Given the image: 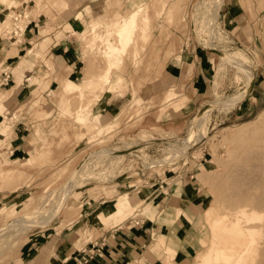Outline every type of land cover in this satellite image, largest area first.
<instances>
[{
	"label": "rangeland",
	"instance_id": "obj_1",
	"mask_svg": "<svg viewBox=\"0 0 264 264\" xmlns=\"http://www.w3.org/2000/svg\"><path fill=\"white\" fill-rule=\"evenodd\" d=\"M263 1L138 0L145 10L141 15H148L149 22L144 33L141 29L136 31L133 42L121 55V63L118 62L113 68L111 84L114 80L119 81L115 76L124 81V87L113 92L110 90L111 84L105 85L101 91L100 86L104 83L98 79L107 64L103 54L106 46L102 40L108 33L102 26L126 16L115 13L130 9L131 0H107L101 14L107 16L105 20L94 19L86 9V15L79 12L76 18L74 16L76 20L73 18L62 26H59L56 18L66 5V0H11L10 5L0 0V7L4 5V12H7L6 18L1 16L0 19V40L14 34L17 39L6 58H11L10 62H15V67L5 62L0 65V71L11 69L15 76L14 85L19 86L22 93L26 91L25 87L31 91V101L27 104V100L24 101L19 110L28 111L26 114L33 122V151L28 154L25 163L19 164V159L12 162L0 149V163L3 164L0 167V264H9L18 255L28 235L41 227L43 229L60 223L61 228L65 223L84 219L82 235L92 239L97 235L94 230L117 226L105 221L103 216L106 208L125 193L131 196L137 206L141 204L140 207H143L150 203L146 208L155 207L150 216L143 209L134 216L137 212L134 209L119 224L127 222L131 227L142 222L159 224L156 219L157 208L166 204L185 208L191 202L198 203L197 211L191 215L190 221L181 217L182 225H185L183 230L193 234L187 237L186 244L176 237V242L170 240L168 244L160 240L164 251L159 250L158 244L150 250L158 255L163 264H179L182 256H186V259L179 261L180 264H199L201 255L207 252L211 244L206 212L209 209L216 214L224 210V213L230 212V207H225L228 203L225 198L230 197L228 193L232 189L228 188L227 183L231 179L226 170L232 168L234 161L238 164V158L245 152L243 148L249 143L241 144L244 146L240 148L239 143L233 142L232 145L230 141L224 140L232 128L235 130L243 124L255 122L256 117L264 112ZM225 2L229 3L228 6ZM200 11L202 15L211 12V20L216 22L212 21L211 29L203 27L199 33L200 25L203 26L200 24ZM17 13L23 15L17 16L19 20H14ZM39 19L45 20L42 27H46V37L50 34L54 36L41 54L34 58V62L41 61L49 66L46 59L49 48L64 43V31L74 33L81 45L85 66L84 79L80 80L81 83L77 81L84 91L82 95L79 90L65 91L66 78L52 86L58 90L52 93L50 100L44 92L49 88V82L39 78L34 84L30 80L24 81L20 68L25 67L27 57L24 58L23 52V55L17 54L16 45L27 35L33 21ZM95 21L103 25L93 29ZM42 27L38 26V31ZM114 39L113 42H116ZM185 60L202 63L207 75L205 97L188 116H183L188 103L184 90L174 84L162 83L166 69L176 71V67ZM0 84L4 82L0 81ZM91 91L92 94H88ZM168 95L177 96L175 100L179 102L184 101L179 111L174 112L173 104L166 103ZM6 98L7 90L0 87V100ZM62 98L66 101L61 110ZM103 104L116 106L113 113L105 115V118L102 117ZM207 105H211V109L208 121L203 126L206 136L199 139V132H191L189 128L198 111ZM6 113L5 105L0 108V147L9 138L10 125L14 120L9 119ZM77 114L81 115L79 119L76 118ZM180 117L184 121L182 126L174 127ZM113 118L114 125L99 133L97 127ZM162 136L170 142L177 139L178 144L181 140L189 141L184 146L188 151H184L183 155L171 150L172 156L177 157L169 159L170 165L161 166L158 174L144 171L146 173L140 175L143 184L139 186L134 166L131 165L134 161L131 163L123 158L118 168L108 169L105 168L107 162L95 163L88 158L80 165L85 153L102 145L122 147L127 142L160 141ZM160 144L147 146L145 153L161 159L165 152ZM178 147L183 149V146ZM238 151L240 154L236 153ZM184 160L188 163L183 166ZM125 167L129 168L122 173ZM126 184L133 186L129 188ZM167 184V190L163 189L166 190L163 193L159 186L165 188ZM180 189L183 196L178 193ZM62 202L63 207L61 205L57 213L50 216ZM161 230L162 226H157L152 235Z\"/></svg>",
	"mask_w": 264,
	"mask_h": 264
},
{
	"label": "crops",
	"instance_id": "obj_2",
	"mask_svg": "<svg viewBox=\"0 0 264 264\" xmlns=\"http://www.w3.org/2000/svg\"><path fill=\"white\" fill-rule=\"evenodd\" d=\"M136 1L138 0H131L130 9L125 12L117 11L115 14L127 15L134 9ZM106 3L107 0H66V5L57 13L56 20L59 26H62L65 22L72 20L74 16L76 18L79 12L86 15V9L89 10L90 15H92L94 19L105 20L107 16L101 14L104 12ZM224 4L228 6L227 4L229 3L225 2ZM0 10L2 11H0V19L1 16L6 18V14H3L4 5L0 7ZM44 24L45 20L43 19L33 21L27 35H22L23 39L16 45V51L18 55H23L24 53V58L27 57L25 67L22 66L20 68L23 73L24 81H28L29 78L31 84H34L39 78L43 79L44 82H49L50 86L44 92H50L51 96H48L50 100L52 98V93L58 90V88L55 89V87L52 86L63 81L65 78L81 83L80 80H83L85 77V66L81 45L79 41L76 40L75 34L69 30L64 31L66 37L64 43L57 45V47L52 45L49 48L46 54L49 66L41 61L39 63L34 62V58L41 54L52 39V35L54 36V34H50L49 37H46L47 35L44 34V29L46 27H42ZM38 26L42 27L39 31L37 28ZM39 33L42 36L41 39ZM16 41L15 34L0 40V65L5 62H10L11 58L9 60L6 59L7 53ZM32 43L33 46H31ZM11 63L12 67H15V64H13L15 62H10V64ZM6 70L7 69H2L0 71V81L2 80L1 72ZM7 71L12 74L9 79L11 83L9 84L7 82L0 84V87H4L8 93V98L0 100V108L6 105V114L8 118H13L14 120L10 125V136L0 149L4 150L9 148L11 154L9 155V153H6L8 159L11 161L19 159V164H23L28 154L33 151V144L31 141V127L33 126V122L29 119V114H26L28 111L19 110V107L24 101L27 100L26 104L31 101V91L25 87L26 91L22 93V89L14 85L15 76L11 69ZM115 77L119 81L116 87H110V90L113 92L124 87L123 79L119 76ZM114 81H112V83ZM162 83L164 85L174 84L184 90L188 97V103L186 104V113H184L185 115L183 116L191 115L194 109H196L203 100L207 91L205 67L202 63L195 60L192 61V63H190L189 60H185L176 67V71L175 69L174 71L166 69ZM92 92L93 91L88 92V94H92ZM176 98L177 96H174L173 99L168 102L173 104L174 112L179 111L184 102L183 100L179 102L175 100ZM65 101L66 100L63 98L60 100L61 110ZM102 107L103 118H105V115H111L116 109V106L110 107L108 105L105 106V104H103ZM12 115H15V117H11ZM183 122L184 121H182L180 117L179 122L174 124V127L182 126ZM3 152L6 151L4 150ZM2 165L3 164L0 163V167H2ZM178 193H180V196H183L182 189L178 190ZM63 205L64 203L62 207ZM197 205L198 203L191 202L185 208L173 204L161 206L157 208L159 211L156 214V219L159 224L142 222L136 225L137 227H131L126 222L119 225L128 218L130 213L136 209L137 206L136 202H132L131 196L125 193L119 196L114 203L106 208L103 216L105 221L113 222L116 225L118 224L117 226L108 229L100 228L94 230V234L96 233L97 235L92 237V239H89V236L84 238L82 235L84 234V232H81L84 219L78 222L72 221L65 223L64 227L61 228L60 223H54L43 229H41L42 227L40 229H35L28 235L27 240L21 245L18 255L9 264H77L76 255L78 254V250L94 239H98L99 241L103 240L102 254L96 255L85 264H163L158 255L150 249L158 244L159 250L164 251L163 245L160 242L161 239L168 244L170 240L176 242V237H178L180 242L185 241L184 243L186 244L188 241L187 237H191L193 234L191 231L185 232L183 230L185 225H182L183 221L181 217L184 219L187 218V220L190 221L197 211ZM87 207L88 206H86V208ZM154 210L155 207L144 208L142 211L150 216ZM174 210L178 212L176 213ZM163 214H166L165 217H163ZM81 216L80 214V217ZM157 226H162V230L158 232L155 231L152 235V232ZM183 259H186V256H182L179 261ZM179 261L178 263L180 264Z\"/></svg>",
	"mask_w": 264,
	"mask_h": 264
},
{
	"label": "bare ground",
	"instance_id": "obj_3",
	"mask_svg": "<svg viewBox=\"0 0 264 264\" xmlns=\"http://www.w3.org/2000/svg\"><path fill=\"white\" fill-rule=\"evenodd\" d=\"M4 2L10 5L11 0H4ZM143 10H144L143 6L140 5L138 1H136L134 9L130 11L126 16H123L120 19H116L114 21H111V23L109 22L104 25L100 21H95L92 24L93 29L103 25L102 27H104L108 33L107 37L105 35L106 38L104 39L102 35V39H103L102 41L105 43L106 46L105 52L103 54L107 58L106 61L107 64L104 70L98 75V79L104 83V84L102 83L103 85L100 86L101 91L103 90L102 88H104L105 85L111 84V78H112L111 74H113L112 70H114L113 68L120 61L123 52L127 48H129L128 46L131 45V43L133 42L136 36L135 34H137L136 31L138 29L139 30L141 29L143 33L145 32V27L149 22V17L148 15H141ZM3 14H7V12L3 11ZM200 14H199L200 24L202 23L203 26L200 25L199 33L201 28L206 27L207 29V27H210V25L213 26L212 21L216 22L214 20H211L212 17L211 12L208 11L207 15L201 14L200 16ZM16 15H23V14L17 13ZM27 17L28 16H25L24 18ZM17 20L19 19L17 18ZM112 33L115 37L112 36ZM110 36L113 37L112 39L116 38V42H113L115 39L112 40ZM89 48L92 47L90 46ZM238 58L239 56L237 57V59ZM240 58H242V56H240ZM117 83H118L117 81H114L111 84V87L112 88L116 87ZM64 89L65 91L68 92L79 90L81 92L80 95H82V93L84 92L82 91L80 84H78L76 81L72 79L65 80ZM167 94L169 93H166V95ZM173 97L174 96L172 95H168V98L166 97L167 98L166 102H170L173 99ZM210 109H211V105H207L203 109H200L197 115L193 119V125H191L189 128L191 132L192 131H194L195 133L199 132V134L197 133V137H199V139H203L206 136V130L204 129L203 126L206 125V121H208L207 117L209 116L208 114L210 113ZM80 116L77 114L76 118ZM3 117L6 116L3 115ZM114 120L115 118H113V120H108V121L106 120L104 124L99 125V128L97 127V129H99V133H102L105 130L107 131V129H110V125L111 124L114 125L113 124ZM165 136H162L161 137L162 139L159 140L161 141L164 139H168ZM195 140L198 139L196 138ZM174 141L175 142L173 143L169 142L168 145L167 143L166 145H164L163 149L166 154L170 153L172 155V152L175 154H181L184 151L185 153L188 151L184 149L186 148L184 146H187L186 143L189 141L186 140L187 142H183L181 140V143L183 144L181 143L178 144L177 139H175ZM224 141L228 143L231 142L232 145L233 142L234 143L236 142L237 144L239 143L238 144L239 147L244 146L241 144L245 142H249V143L247 147L245 146L246 148H243L245 149L244 150L245 152L242 151L243 149L239 150L238 148L240 152L241 151L244 152V154H242V157L238 158L239 159L238 164L237 162L234 161L236 165L233 162L231 166L232 168L230 170L229 169L226 170L229 172V173L227 172L228 178L233 181L232 182L230 180L227 183L228 188H232L228 193L230 194V197L226 196L227 198H225L224 196V198L228 202L227 204H225V207L228 208L230 207L231 209L230 212L224 213L225 212L224 210V212L220 214H216L211 209L207 210L206 212V221L209 224V229L211 234L210 235L211 244L209 249H207V252L201 255L202 259L200 258L201 260L198 263L199 264H264V112L262 111V113L256 117L255 122L243 124L238 128H236L235 130H233L232 128V131L227 135ZM138 143L139 142H127L122 147L119 146L112 147V146L102 145L99 148H97L96 151L92 152L88 158H91L92 161H94L95 163H99V161L107 162L108 169L113 166H116L118 168V164L120 163L121 159L126 157L128 153L134 154L137 157H143L141 154L140 144ZM175 144L178 146H183V149L178 146H173ZM235 149L233 150V154L235 152ZM239 151L236 153L240 154ZM235 156L238 155H234V157ZM149 165L150 163L144 161V166H149ZM200 176L202 177L203 174H201ZM233 185H236L235 188L233 187ZM225 187L227 186L225 185ZM62 204H59L55 212H52V214L49 215L53 216L54 214H56ZM150 205H151L150 203H147L143 207H140L141 204H139L135 209V211H137L135 215L140 214V211L142 209L149 207ZM174 211L176 213L178 212L177 210ZM165 215L166 214H163V217H165ZM239 230H241L240 233Z\"/></svg>",
	"mask_w": 264,
	"mask_h": 264
},
{
	"label": "built area",
	"instance_id": "obj_4",
	"mask_svg": "<svg viewBox=\"0 0 264 264\" xmlns=\"http://www.w3.org/2000/svg\"><path fill=\"white\" fill-rule=\"evenodd\" d=\"M17 16L20 17L21 15H16L14 17V20H17V18H18ZM1 73H2V80L1 81H3L4 83H7L9 81V79H10L11 73L8 72V71H2ZM45 95L47 97L48 96H51L49 91L46 92ZM11 117H15V115L14 116L12 115ZM169 142H170L169 139H164V140H161L160 142L157 141V140L156 141H149V142L148 141H141L138 144H140L141 154H142L143 157H137L136 155L129 154V153L126 155V157H124V159H128L131 163H132V161H134L131 165L134 166V174L137 175L138 186L141 185V184H143L142 183L143 180L140 179L141 178L140 175H143L146 172H150V171H155V173L158 174V171H161V169H162V168H160L161 166L170 165V163L168 162L169 159L170 158L173 159V158H176L177 157V156L174 157V156H172L169 153L168 154L164 153L165 155L161 159H159L157 157H151L152 155H149V154L145 153L144 149L147 146L151 145V144H160V143H161L160 145H162V147H164V145H166V143L168 145ZM171 143H173V142H171ZM4 150L6 151L4 153H9V155L11 154V150L9 148H6ZM96 150H97V148L96 149H93V150H91V151H89L87 153H85L84 154V157L80 161L81 162L80 165L82 166V164L89 157V155L92 152L96 151ZM123 153H125V152H123ZM124 159L122 158L121 161H123ZM121 161H120L119 164H121ZM144 161L150 163V165L149 166H144ZM186 163H188V162L186 160H184V161H182V164L181 165L184 166V165H186ZM119 164H118V166H119ZM172 164H173V162H172ZM114 167L115 166H113L111 168H114ZM105 168H107V166ZM128 168L125 167L124 170L121 171V172L124 173V171L126 169H128ZM144 171H146V172L144 173ZM121 172H120V174H122ZM160 173L162 174L163 172H160ZM179 175H181V174H179ZM189 176H190V178L193 177V175H189ZM126 178H128V176H126ZM144 181H146V180H144ZM126 185L129 188L133 186V184H126ZM168 185L169 184H167L165 186V188H163V185H160L159 188H161L162 189V192L165 193L166 190H167V186ZM163 189H166V190H163ZM134 216H136V215H134ZM102 241L103 240H100L99 241L98 239H94V240L89 241L85 246L81 247L78 250V254L76 255L77 256L76 257V263L77 264H85V263H88L91 259H93L96 255H101L102 254L101 251L103 249V242Z\"/></svg>",
	"mask_w": 264,
	"mask_h": 264
}]
</instances>
